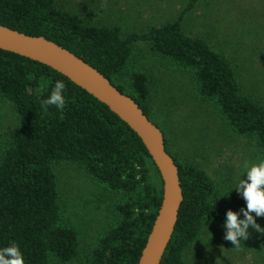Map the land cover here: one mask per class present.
<instances>
[{"label":"trees","instance_id":"obj_1","mask_svg":"<svg viewBox=\"0 0 264 264\" xmlns=\"http://www.w3.org/2000/svg\"><path fill=\"white\" fill-rule=\"evenodd\" d=\"M189 0L178 19L125 38L118 25L91 19L94 9L70 11L57 0H0V24L44 36L99 70L122 93L132 97L150 118L152 80L134 64V44L151 51L191 77L201 100L212 102L237 134L251 137L264 158V105L243 91L232 62L182 27ZM66 85L63 111L47 109L55 82ZM0 94L12 102L18 127L0 153V249L17 245L25 264H61L83 257L85 264H138L162 202L163 183L141 138L106 104L46 64L0 48ZM167 151L179 167L184 200L161 264H186L185 250L210 221L225 224L229 209L246 208L235 189L221 194L199 164ZM80 164L107 192L121 194L113 203L115 221L100 233L93 251L82 256L80 235L63 218L55 166ZM159 172V171H158Z\"/></svg>","mask_w":264,"mask_h":264},{"label":"rangeland","instance_id":"obj_2","mask_svg":"<svg viewBox=\"0 0 264 264\" xmlns=\"http://www.w3.org/2000/svg\"><path fill=\"white\" fill-rule=\"evenodd\" d=\"M70 11L94 9L91 19L118 25L125 38L179 18L189 0H57ZM184 32L208 42L235 67L243 91L264 105V0H199L182 18ZM134 64L152 80L150 120L169 140V151L184 161L199 164L216 182L219 193L235 189L244 176L243 163L264 160L251 137L235 133L214 103L201 100L191 77L170 60L151 51L146 41L134 44ZM18 127L10 100L0 94V153ZM64 220L80 235V251H93L102 231L115 221L112 205L121 194L107 192L78 163L61 161L55 166ZM153 181L162 185L151 167ZM162 182V183H161ZM239 193V192H238ZM264 229V217H256ZM240 247L224 239L226 226L208 222L200 237L184 253L186 264H264V232L251 226ZM50 264H61L55 259ZM67 264H85L83 257Z\"/></svg>","mask_w":264,"mask_h":264},{"label":"water","instance_id":"obj_3","mask_svg":"<svg viewBox=\"0 0 264 264\" xmlns=\"http://www.w3.org/2000/svg\"><path fill=\"white\" fill-rule=\"evenodd\" d=\"M0 48L41 62L106 104L144 143L163 182L162 202L138 264H161L173 236L184 194L179 167L167 151L165 135L138 103L94 66L58 43L0 24Z\"/></svg>","mask_w":264,"mask_h":264},{"label":"clouds","instance_id":"obj_4","mask_svg":"<svg viewBox=\"0 0 264 264\" xmlns=\"http://www.w3.org/2000/svg\"><path fill=\"white\" fill-rule=\"evenodd\" d=\"M66 85L63 81L57 80L50 95L40 101L41 106L47 109L55 106L63 111L66 106L64 90ZM244 176L246 179H240L235 190L239 192L246 202V208L240 211L244 219H240V214L229 209L226 214L225 226L226 234L224 239L230 241L235 248L240 247L241 240L249 238L248 229L251 226L257 231L264 232L260 225L256 223L253 213L256 217H264V160L258 163H243ZM0 264H25L19 247L15 244L0 249Z\"/></svg>","mask_w":264,"mask_h":264}]
</instances>
